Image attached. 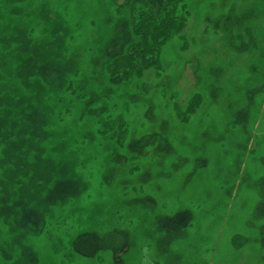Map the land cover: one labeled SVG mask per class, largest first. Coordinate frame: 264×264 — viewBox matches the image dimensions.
<instances>
[{"label": "rangeland", "instance_id": "1", "mask_svg": "<svg viewBox=\"0 0 264 264\" xmlns=\"http://www.w3.org/2000/svg\"><path fill=\"white\" fill-rule=\"evenodd\" d=\"M182 2L126 76L130 0H0V264H264V0Z\"/></svg>", "mask_w": 264, "mask_h": 264}, {"label": "trees", "instance_id": "2", "mask_svg": "<svg viewBox=\"0 0 264 264\" xmlns=\"http://www.w3.org/2000/svg\"><path fill=\"white\" fill-rule=\"evenodd\" d=\"M182 0H130L129 28L135 42L129 46L122 75L141 76L144 71H158L161 48L179 38L187 23ZM157 73V72H156Z\"/></svg>", "mask_w": 264, "mask_h": 264}, {"label": "snow or ice", "instance_id": "3", "mask_svg": "<svg viewBox=\"0 0 264 264\" xmlns=\"http://www.w3.org/2000/svg\"><path fill=\"white\" fill-rule=\"evenodd\" d=\"M45 8H46V5H45Z\"/></svg>", "mask_w": 264, "mask_h": 264}]
</instances>
